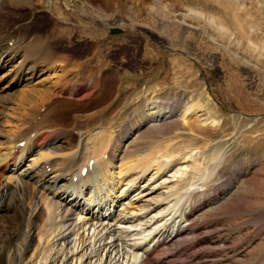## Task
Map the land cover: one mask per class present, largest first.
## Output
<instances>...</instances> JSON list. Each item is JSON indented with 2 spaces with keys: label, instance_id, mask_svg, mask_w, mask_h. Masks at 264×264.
Returning <instances> with one entry per match:
<instances>
[{
  "label": "rangeland",
  "instance_id": "obj_1",
  "mask_svg": "<svg viewBox=\"0 0 264 264\" xmlns=\"http://www.w3.org/2000/svg\"><path fill=\"white\" fill-rule=\"evenodd\" d=\"M110 1L107 5L95 0L8 3L1 13L6 14L8 29L0 33L7 31V37L21 43L46 33L59 56L55 70H66L72 86L66 87L65 80L60 88L95 82L81 103L60 96L62 105L69 106L67 120L78 121L76 130L91 133L103 124L117 133L128 130L150 103L175 114L179 106L198 101V113L211 123L188 121L193 125L183 126L177 116L150 121L131 135L132 147L126 149L142 155L152 142L168 137L174 140L170 149L175 153L186 146L188 154L202 151L203 166L214 172L190 198L195 216L189 236L158 253L174 251L170 264H264V0ZM110 27L122 31L110 34ZM50 70L40 68L44 72L39 78ZM100 75L105 85L114 77L116 82L110 99L94 106L104 90L97 83ZM15 97L2 110L0 128L9 122ZM99 109L102 113L93 120L86 118ZM194 125L200 133H191ZM73 131L66 128L69 141L75 139ZM34 191L31 187L26 195L31 197ZM12 214L11 208L0 214L1 234L17 230Z\"/></svg>",
  "mask_w": 264,
  "mask_h": 264
},
{
  "label": "bare ground",
  "instance_id": "obj_2",
  "mask_svg": "<svg viewBox=\"0 0 264 264\" xmlns=\"http://www.w3.org/2000/svg\"><path fill=\"white\" fill-rule=\"evenodd\" d=\"M95 1L105 5L111 2ZM15 2L34 6L40 0H0V30L8 29L7 17L3 16L6 14H1L5 5ZM55 31L59 37V30ZM6 32L0 33V37L4 36L0 38V70L6 71L0 74V81L11 77L5 81L7 88L3 91H12L20 83L25 87L5 95L9 97L0 96V115L14 95L17 99L9 110V122L0 128V214L11 208L13 214L9 217L18 224L14 233L0 232L1 264H145V259L170 236L181 231L182 239L189 236L186 233L193 230L194 217L193 209H189L190 198L214 173L203 166L204 153L197 150L188 154L191 151L187 146L175 153L170 149L174 140L167 137L152 142L142 155H136L135 149V154H129L125 148H131L132 143L125 141L149 121L168 116H177L183 126L193 125L188 121L205 124L208 120L204 113H198V101L179 106L175 114L155 102L147 104L143 113L128 124V130L117 134L111 126L105 128L99 123L91 133L73 131L76 135L72 145L66 128L72 129L78 121L67 120L69 106L62 105L60 96L63 99L69 95L80 102L95 89V82L60 88L68 72L55 70L59 56L46 40L48 35L39 32L24 44L20 41L19 46H9ZM44 66L52 70L40 79L44 72L40 68ZM114 78L108 85L101 79L99 84L104 90L92 105L99 106L110 99ZM103 110L93 111L86 118L93 120ZM199 128L194 125L190 131L196 133ZM23 137L27 139L17 149L16 143ZM91 143L97 151L90 147ZM216 159L211 158L213 163H217ZM89 160L92 163L81 175V168ZM73 175L76 180L70 178ZM31 187L35 191L29 197L26 192ZM157 258L163 261L164 256Z\"/></svg>",
  "mask_w": 264,
  "mask_h": 264
}]
</instances>
